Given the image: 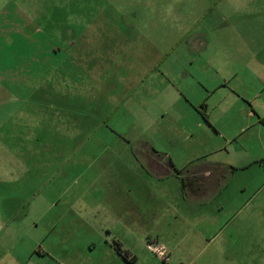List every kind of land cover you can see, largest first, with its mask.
<instances>
[{
	"label": "rangeland",
	"instance_id": "obj_1",
	"mask_svg": "<svg viewBox=\"0 0 264 264\" xmlns=\"http://www.w3.org/2000/svg\"><path fill=\"white\" fill-rule=\"evenodd\" d=\"M254 2L251 14L236 0H0V155L33 166L17 184H42L33 194L12 182L0 192V264H83L78 250L92 241L109 264V230L80 224L105 225L107 207L138 204L147 215L136 232L158 234L151 242L168 258L122 235L135 264H264V68L247 64L245 51L247 35H264V0ZM230 57L243 65L232 85L198 83L211 63L208 84H216ZM91 60L97 78L116 84L109 115L90 112L105 107L99 92L98 100L78 95ZM192 61L201 67L195 78L186 75ZM158 69L178 78L161 79ZM142 153L170 155L181 176L158 180L147 166L145 177L135 161ZM123 179L137 192H111ZM192 188L205 189V205L188 196Z\"/></svg>",
	"mask_w": 264,
	"mask_h": 264
},
{
	"label": "crops",
	"instance_id": "obj_2",
	"mask_svg": "<svg viewBox=\"0 0 264 264\" xmlns=\"http://www.w3.org/2000/svg\"><path fill=\"white\" fill-rule=\"evenodd\" d=\"M241 1L243 3H240ZM236 2L243 5V6H241V8H246V10H248L251 14L253 13L254 9L249 7V5L250 6L255 5L256 3L254 2V0H236ZM112 31L113 30H111V34H112ZM97 33L101 36V34H100L101 32L99 30L97 31ZM94 36H96V34L94 35V31L91 29L89 37H94ZM238 36L240 38H242V34H239ZM247 37L251 38L250 41L248 42L251 45L248 46L247 50H245L246 48H241L245 51H248V53L251 54L250 61H247V64L252 66L253 62L258 63V64L260 63V65H262V67L264 68V35H263V32L255 35V36L247 35ZM252 39L255 40V43H253L254 41ZM259 39H262V40L260 41ZM82 40H85L86 42L88 41V39H82ZM90 42L93 43L94 41L91 40ZM257 42L262 44L261 48H259L256 45ZM127 43H128V40H127ZM192 45H193V48L197 49V50H200L203 48V46H201V45L196 46L194 43ZM95 49H96V45H92V46L90 45L91 51L95 52ZM230 49H231L230 52H232L231 56H235L232 54L234 53L233 50L234 49L236 50V48H234L233 50H232V48H230ZM108 55L109 54L107 51L105 58H107ZM78 57L82 60V57L80 55ZM259 58H261L260 59L261 61L259 60ZM230 60L233 62L232 57H230ZM92 62H93V60L87 62L86 66L84 65L86 67V69H88V72L92 75L91 81L90 82H88V81L83 82V80L81 78L75 77L74 78L75 79L74 84L76 87V86H79V84H82V82H83L84 90L81 94H78L81 97L84 98V96H85L88 98V100H98V98L94 95L100 93L101 97H103V100H105V102H106L105 107H104V104L100 105V106H93L92 109L90 110V112H92V114H94L95 112H98L99 114L104 112V115H109L110 113L108 111L107 106L112 104V102L117 98L116 94L118 93V91L114 92V90L116 88V86H115L116 84H115L114 79H111V78H104V77L97 78L94 75V72L91 71L92 69H94L93 66H90ZM235 63H236V61H235ZM235 63L233 62L229 66H226L227 68H225L223 70H222V68L216 67L218 70L216 72V74H218L219 80L216 81V84H214V85L208 84L210 82L208 71L210 70L211 66H213V64L209 63L210 66H208L206 68H204L205 65L202 64V65H204L202 68V75L204 76V80L200 79V80H198V83L204 84V86L207 87L209 90H210V88H212L213 91H216L219 88H224L225 86L230 85V84L232 85L233 79H236L240 74L238 68L243 69V65L241 68V66H238ZM190 65H191V69L187 68V74L186 75H187V77L193 78L195 76V74H194L195 71L200 70L201 67L195 61H192V63ZM108 67L109 66L106 65L104 67V69L107 70L106 68H108ZM251 68H255V66H253ZM159 70L160 69H158V72L161 75L160 76L161 79L162 78L169 79L167 77L168 75L169 76L172 75L174 78L175 77L178 78V74H179L178 72L167 73L166 71L160 70L161 71L160 72ZM60 81H64V79L62 78V79H60ZM0 83H2L1 77H0ZM69 83L72 84L73 82H69ZM202 84H200V85L203 86ZM144 86H146V85H144ZM138 96H139V94H138ZM123 97H122L123 102L126 101V103H124L123 107L128 112H130V110L132 109V105H131L130 100H133L135 98V94H132V92L128 93L126 95V100H125V95H123ZM235 97L237 98L238 96H235ZM61 98H63V95L60 96V99ZM247 98H249V97H247ZM1 100H3V99L0 98V101ZM248 100H250V99H248ZM221 101H219V102H221ZM194 104H197V103H194ZM217 104H219V105H216L219 108L222 103H217ZM111 106L112 107H110V111H111V109L113 110V108H114L113 105H111ZM201 106H203V108H205V110H206L207 106L209 107L210 104L207 105L205 102H202ZM143 107L146 108L145 103L143 104ZM144 108L142 109V111H145ZM244 128L245 127H243V129ZM5 146H7V144H2V148H13L12 146H9V147H5ZM146 156L147 155L145 153H142L141 156L135 155L136 164H139L141 167H143V172H144L145 177H146V170H148L147 166H149V169L155 174V176L158 177V180L165 179L167 177L170 178L173 175H175V177H177V178H179L181 176L182 170H183L182 167H177L176 163H173V159L170 157V155L167 154L166 156H162V157L158 156V159H157V157H153V156L152 157H146ZM20 161H22V160L18 159L17 156L12 157V158L7 159V160H3V158L0 155V184H1L0 192L6 190L7 189V187H6L7 183H11V182H12L10 185L11 188L15 189L17 187V188L22 189V190L30 189L32 194L34 192H36L42 186V184H39V185H33V184H28V183L27 184H25V183L17 184V182H19V180H20L21 175H25L28 177L30 170L34 171V168L32 165L28 166V163L26 161H22L21 163H20ZM105 161H107L106 165H114L115 164V159H107ZM171 163L174 165V167L177 170H179L178 172L172 166ZM189 171L192 172L193 169L189 170ZM121 175H127V174H125V169H121ZM48 176L49 175H46V180H48ZM30 178H32V177H30ZM218 180H221L219 176H218ZM120 182H122V183H119L116 186L114 184L113 180L111 181L112 188H114V191H111V192L117 194L118 196L119 195L125 196V194L130 195L132 192L133 193L137 192L138 188L136 189V191L131 190L129 181H127V184L124 183V179ZM120 187H122V188L120 189ZM185 187H187V186H185V184H184V186L182 187V193L186 192ZM219 188H221V184H219ZM116 189H117V191L115 192ZM203 190H205V189H199V188L197 190H193V188L189 189L188 191H190V193H188V196L190 195V196L194 197V194H195L194 198L199 199L198 203L203 206V205H205V203H203V202L207 196L206 194H204ZM143 191L145 192V190H143ZM219 193H221V192L218 190V194ZM32 194H31V196H32ZM128 196H127V198H128ZM183 197L186 198L185 195ZM105 210H106L105 213H103V214L101 213L102 217H104L108 220V222L105 225L99 224L98 222L97 223L86 222V223H81L80 227L82 226L85 228H90L95 233H97V231H99V230H102L103 232L106 229L109 230L107 232V234H105V235H107L106 236V244L108 247L105 255L107 257L108 256L110 257L109 260L111 262L109 264H135L137 262V257L135 255V252L132 249H130L131 248V247H129L130 245L125 244V242L123 241L122 235L124 237H129L132 235L133 239H134L133 242L135 245L141 244L144 241H147L146 244H148L153 239L158 240V234L156 235L155 238H150V237L147 238V234L143 235V234H140L139 232H136V230L144 229L146 226V223L144 221L145 216L147 215L146 208L144 206L141 208V206H139V204H138L134 207H131L129 205L123 206L121 209L114 207V206H109ZM11 213L13 216L15 211H11ZM12 218L17 219V218H19V216L16 215V216L11 217V218L7 217V220L12 219ZM3 222H4L3 211H2V207H0V226ZM117 230L121 231V233H117L116 232ZM102 235H103V237L105 236L104 233H101V236ZM109 239L113 240L112 243L110 242ZM90 243L91 244H88V243H85V244H87L89 246L93 244L94 247H90V249H87V250L85 248L78 250L81 261H83V264H102L101 263L102 261L100 259V255H98L97 251H96L97 242L92 241ZM119 246L123 250L128 251L127 258L124 257L120 253V251L118 249ZM40 255H43V254H40Z\"/></svg>",
	"mask_w": 264,
	"mask_h": 264
},
{
	"label": "built area",
	"instance_id": "obj_3",
	"mask_svg": "<svg viewBox=\"0 0 264 264\" xmlns=\"http://www.w3.org/2000/svg\"><path fill=\"white\" fill-rule=\"evenodd\" d=\"M148 245H149L150 249H152L156 253H158L161 257L164 258V260H167L168 257H165L167 252L163 246L154 245L152 242H150Z\"/></svg>",
	"mask_w": 264,
	"mask_h": 264
},
{
	"label": "trees",
	"instance_id": "obj_4",
	"mask_svg": "<svg viewBox=\"0 0 264 264\" xmlns=\"http://www.w3.org/2000/svg\"><path fill=\"white\" fill-rule=\"evenodd\" d=\"M260 122H261L262 124H264V117H260ZM171 164H172V163H171ZM172 166L174 167L173 164H172ZM174 168H175V167H174ZM175 169H176V168H175ZM176 171L178 172L179 170L176 169ZM118 249H119L120 253H121L124 257L127 258V256H128V251H127V250H123L120 246L118 247Z\"/></svg>",
	"mask_w": 264,
	"mask_h": 264
}]
</instances>
